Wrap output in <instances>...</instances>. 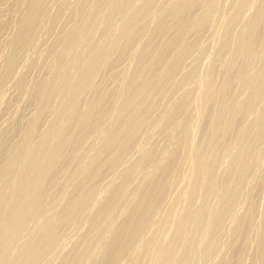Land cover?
Masks as SVG:
<instances>
[{
	"label": "bare ground",
	"instance_id": "bare-ground-1",
	"mask_svg": "<svg viewBox=\"0 0 264 264\" xmlns=\"http://www.w3.org/2000/svg\"><path fill=\"white\" fill-rule=\"evenodd\" d=\"M0 264H264V0H0Z\"/></svg>",
	"mask_w": 264,
	"mask_h": 264
}]
</instances>
